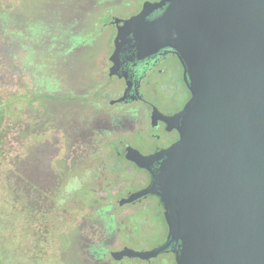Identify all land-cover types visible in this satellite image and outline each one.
<instances>
[{"label":"water","instance_id":"water-1","mask_svg":"<svg viewBox=\"0 0 264 264\" xmlns=\"http://www.w3.org/2000/svg\"><path fill=\"white\" fill-rule=\"evenodd\" d=\"M108 25L118 30L117 51L129 35L141 52L173 50L192 94L179 114L178 142L151 156L130 150L139 167L159 164L152 183L115 201L158 195L167 241L114 257L264 264V0L146 2Z\"/></svg>","mask_w":264,"mask_h":264},{"label":"rangeland","instance_id":"rangeland-1","mask_svg":"<svg viewBox=\"0 0 264 264\" xmlns=\"http://www.w3.org/2000/svg\"><path fill=\"white\" fill-rule=\"evenodd\" d=\"M146 1L0 0V109L3 111L0 115V237L14 246L16 264H32L35 257H39L40 264H92L85 253L91 244L84 243L82 238L90 233L89 223L83 220L87 210L82 207L90 203L89 194L84 188L73 193L76 185L70 183L66 184V189L59 185L48 189L41 180L47 169L56 175L59 159L67 154L66 150H61L59 155L56 152L64 146L60 136L63 127L59 128V133L53 128L47 130L49 126L45 132L33 130L36 124L44 125L45 117L54 121L49 122L50 125L65 123L64 114L68 115V108L76 105L83 124L90 113L89 102L70 103L67 109L63 108L57 99L45 93L40 76L61 78L51 71L52 66L47 63L49 55L52 51L60 55L74 42L73 37H77L79 50L65 59L73 81L64 90L62 84L53 83L57 88L54 91L79 93L87 98L95 84V69L112 42L114 29L104 26L109 16L129 15ZM3 16L8 18L7 30L2 27ZM36 24L43 27L38 36L34 35ZM28 57L29 65L37 69V77L33 75L35 70L32 74L21 70ZM35 88L34 94L40 98L27 102L28 93ZM47 150L52 153L48 154ZM84 155L88 153H82V165L77 171L83 173L82 177H86L89 165ZM43 163L48 167L45 171ZM32 167L39 172L37 176L32 175ZM135 171L131 169L124 175L130 180L124 190L140 186L133 184ZM110 210L122 213L118 219L124 216L122 230L132 228L130 235L122 234L117 238L125 248L151 251L165 242L166 223L161 210L131 212L130 205ZM142 218L145 224L142 221L140 224ZM2 227H5L3 231ZM109 246L110 250L121 247L120 243ZM168 261L160 255L152 262L167 264ZM114 264L121 263L115 261ZM122 264L147 263L126 258Z\"/></svg>","mask_w":264,"mask_h":264},{"label":"flooded vegetation","instance_id":"flooded-vegetation-1","mask_svg":"<svg viewBox=\"0 0 264 264\" xmlns=\"http://www.w3.org/2000/svg\"><path fill=\"white\" fill-rule=\"evenodd\" d=\"M145 3L129 15H110L108 22L114 18L128 19L139 14ZM159 15L160 11H155L150 14L148 20H154ZM112 28V42L108 44L101 64L95 69V84L92 85V92L87 98L74 92L45 91L66 109L70 103L88 100L90 113L87 120L81 124L83 120L78 111L79 107L74 105V108H68L71 111L68 115L64 114L65 123L57 124L60 126L50 125L49 122L54 121L45 117L44 125L36 124L33 127L36 132H45L49 126L47 130L53 128L55 133H59V128L63 127L60 136L64 146L56 152L59 155L61 150H66L67 154L59 159V172L56 175L43 163L44 171H47L41 175V180L48 189L58 185L66 189V184L70 183L76 185L73 193L84 188L89 194L90 203L82 207L87 210L83 220L89 223L90 233L82 238L84 243L91 244L85 253L92 264H114L115 261L122 264L128 258L117 259L114 254L125 249L122 241L117 238H121L122 234L130 235L132 228L129 226L122 230L124 216L118 219L122 213L113 212L111 208L130 205L133 208L131 212L156 209L161 210L164 215V204L155 194H145L130 203L116 204L115 201L128 198L152 183L153 174L159 164H153L149 169L139 167L134 160L129 159L128 155H132L130 150L134 149L143 156H151L178 142L179 114L192 97L185 79L184 66L173 50L162 48L149 54L141 52L135 46L133 36L129 35L117 51L115 39L118 30L116 27ZM73 38L74 42L67 46V50H63L64 55L52 51L47 62L52 66L51 71L61 77L47 80L56 85L62 84L63 90L73 81L69 78V65L65 59L79 50L80 46L77 37ZM52 86L55 87L54 84ZM74 111L77 114H73ZM49 151L47 150L48 154L52 153ZM85 152L88 153V156H84L88 157L89 165L88 171L85 172L86 177H82L83 173L77 171L82 165V153ZM129 168L137 171L133 184L140 186L124 190L130 181L124 178L131 170ZM30 171L34 176L39 173L34 167ZM141 221L145 224L144 218L140 220V224ZM164 225L166 242L168 226L167 223ZM116 243H120L121 247L110 250L109 245ZM156 258L142 261L153 264L152 261ZM169 263L173 264L172 261L167 264Z\"/></svg>","mask_w":264,"mask_h":264},{"label":"trees","instance_id":"trees-1","mask_svg":"<svg viewBox=\"0 0 264 264\" xmlns=\"http://www.w3.org/2000/svg\"><path fill=\"white\" fill-rule=\"evenodd\" d=\"M7 19L8 18L6 16H3L4 22L2 23V27L4 30L9 29ZM42 28H43L42 26L40 27L39 24H36V30H35L34 35L38 36L40 34V29H42ZM21 35L22 34H18V36H21ZM10 47H12V45ZM23 47H25V45H23ZM30 49L32 52V47ZM61 54L64 55V53H61ZM28 61H29V57H28L26 63H24V66L21 67L22 72H25V73L31 72V74H32V71L35 70V71H33V75L37 77V72H36L37 69L34 67H31L29 65L30 62H28ZM40 79H43L42 85H43V87H45L44 91H51L52 92L55 90V87L52 86L53 83H51L50 81L47 80V79H54V75L48 76V77L40 76ZM36 91H37V88L33 89L32 92L28 93V95L26 97L27 102L33 103V102H35V100L40 98L34 94V92H36ZM1 111L2 110L0 109V115H1ZM1 229L3 231V229H5V227H2ZM14 250H15L14 246L12 244H10L9 241H5L4 237L1 236L0 237V264H16V254L13 253ZM40 261L41 260L39 259V257H35L33 260H31L32 264H40Z\"/></svg>","mask_w":264,"mask_h":264}]
</instances>
